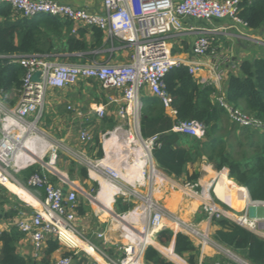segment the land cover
<instances>
[{"label":"built area","instance_id":"2783aa9c","mask_svg":"<svg viewBox=\"0 0 264 264\" xmlns=\"http://www.w3.org/2000/svg\"><path fill=\"white\" fill-rule=\"evenodd\" d=\"M240 1L104 0L105 12L96 13L57 0H0V4L11 5L19 16L33 17L45 14L79 22L89 27L96 26L107 34L111 44L107 50L110 55L115 53L117 43H122L121 47H129L132 50L128 61L117 62L98 59L87 62L62 61L43 53L27 56L0 54V58L17 57L27 69L23 77L21 95L15 105H10L0 93V171L8 178H10L8 168L12 163L20 172L37 162L31 150L41 151L42 148L34 142L26 147L25 143L37 137L32 133L38 128L37 124L43 115L49 87L63 89L77 84L82 79H94L104 90H117L120 92V98L111 94L106 104L94 103L90 110L102 118L107 114V104L119 103L116 110L118 123L126 119L133 123L135 129L133 132L123 131L131 140L129 149L125 152H129L128 162L133 161V168L127 167L124 155L121 153L124 149L120 144L113 143L109 148L106 147V140L112 136V133L123 130L121 123L112 130L100 132L104 152L102 156H97L96 151L95 155H91L85 149L75 147L64 139L55 140L51 145V151L49 150L50 155L40 171L30 175L27 185L20 184L30 192L35 187L44 189L45 192V198L39 203L38 208L29 211L21 207L16 215V228L30 238L36 252L41 250L43 243L49 238L58 239L74 248L79 245L73 239L76 237L79 241H83L86 247L92 249L98 258L88 249L83 248L82 259L77 260L75 255L80 252H75L63 255L53 264H145V249L152 244V238L160 230L170 228L174 234L182 233L197 241L202 248L205 246L215 248L220 255L215 264H254L248 258L218 242L207 229L185 219L179 213L170 211L155 197V185L162 180V175L155 166L153 149L155 145L160 144V138L159 134L145 138L140 131L142 97L146 95L147 90L162 101L172 117L173 115L176 117L177 111L172 105L165 76L173 66L180 65H186L194 76L199 75L202 69L208 71L206 76H198L199 83L212 85L215 88V100L227 110L231 121L239 126L264 130V120L227 101L224 81L227 78L228 57L214 41L211 31L200 29L201 33L192 44V56L189 58L175 56L169 43L171 35L184 29L185 18L211 21L215 18L230 17L235 23L247 27L237 14ZM76 29L73 28V32H76ZM36 70L41 71L39 82L33 81V73ZM68 108L71 109L72 106L69 105ZM30 117H34V120L30 121ZM173 130L198 139H203L206 134L205 124L196 119L179 121ZM123 135L122 133V138ZM79 140L85 144L94 143L95 135L87 128H81ZM61 153L84 165L90 173L93 172L94 176L104 179L116 189V196L123 197L125 202L135 203L134 208L129 210L128 214H123V217L129 216L132 224L140 223L141 229L136 230L128 224L124 226L127 241L120 246L122 252L120 259L111 257L107 251L82 235L75 227L76 190L65 191L61 185L54 184L47 173L48 166H55ZM136 159H145L147 165L142 167L140 172L135 168ZM188 184L192 187L197 185ZM210 188L202 190L205 197L203 208L207 216L210 218L230 216L249 229L261 231L264 218L251 217L246 212L230 214L223 211L212 198ZM206 191L208 197L205 195ZM24 202L31 206L29 202ZM257 202L264 204V200ZM97 236L103 239L106 237L103 232L97 233Z\"/></svg>","mask_w":264,"mask_h":264},{"label":"trees","instance_id":"16d2710c","mask_svg":"<svg viewBox=\"0 0 264 264\" xmlns=\"http://www.w3.org/2000/svg\"><path fill=\"white\" fill-rule=\"evenodd\" d=\"M237 14L248 28L257 30L264 27V0H241ZM72 28L70 20L45 14L23 17L19 16L11 5L2 3L0 4V54L27 56L43 53L57 56L59 59L82 62L97 59L101 54L100 50L108 45L104 39V31L96 26L79 27L76 32H72ZM26 71V67L17 57L0 58V93L10 105H15L19 100ZM165 81L172 97V105L177 111L176 117L166 112L164 104L158 97L147 94L142 97L140 115L142 136L147 138L159 134L160 144L155 145L153 149L157 166L169 175L180 177L186 163L205 156L215 169L221 170L227 167L229 178L245 186L253 200H264V130L243 127L231 122L227 110L211 100L215 88L212 85L199 83L198 78L189 72L186 65L173 66L166 74ZM224 91L231 105L264 120V56L242 61L239 73L229 74ZM12 93L18 94L17 100H11ZM106 101L107 96H104L103 102ZM193 119L205 124L206 134L203 139L195 137L192 142L187 140L190 146L184 147L180 142L183 141V136L187 135L188 138L190 135H182L174 131L173 127L179 121ZM100 120L109 129H113L118 124L114 115L105 114ZM232 139L236 142L232 143ZM92 149L97 152V156L104 154L100 135L95 137ZM63 154L59 155L56 165L61 159L68 160V173L71 178L74 179L76 173L84 179L89 177L88 169L84 165ZM40 169L41 166L36 163L27 166L20 170L18 178L23 185H27L30 175ZM199 176L200 172L189 174L188 183L197 184ZM51 180L53 182L52 178ZM195 187L196 190L202 189L199 185ZM96 188L98 189V184L95 182L93 190ZM9 193V189L0 185V202H4L5 198L10 196ZM20 200L18 198L17 204L19 202L20 205L26 204ZM19 206L4 210L0 216L15 217L21 208ZM134 206V202H125L121 196L116 198L118 213H125ZM75 211L77 214H82L83 206L76 205ZM211 220L217 225L213 237L218 242L248 258L254 264H264L263 236L228 217L213 216ZM23 235L16 228L0 230V264H36L33 259L17 252V242ZM174 235V251L180 255L191 252L189 262L196 264L195 256L198 248L187 235L174 234L170 228L162 229L157 233L159 241L166 245L171 242ZM48 242L43 264H50L48 256L60 246L58 239H49ZM68 254L70 253L66 255ZM144 260L145 264H176L152 244L146 247Z\"/></svg>","mask_w":264,"mask_h":264},{"label":"crops","instance_id":"0c3cea01","mask_svg":"<svg viewBox=\"0 0 264 264\" xmlns=\"http://www.w3.org/2000/svg\"><path fill=\"white\" fill-rule=\"evenodd\" d=\"M57 1L71 4L77 7H84L96 13L105 12L104 0ZM71 22L73 28L85 27V25L79 22ZM191 27H193L194 29H191ZM73 28L71 30L72 32ZM200 29H207L208 31H211L214 36V41L218 45L220 44V39V41L224 40V46H222L221 44L219 45L222 53L227 55L228 57V61L226 63L227 78L224 81V87L229 74L239 73L240 64L242 63V61H244L245 59L264 56V27L257 30L251 29L235 23L230 17L215 18L211 21H207L204 19L185 18L184 29L177 33H174L169 37V43L172 47V53L175 56L181 58L191 57L192 44L198 34L201 33ZM104 39L108 45L107 47L100 50V56H104L109 53L107 50L111 46L105 32ZM121 46H119L117 43L116 51L114 54L109 56V58L107 59L108 61L117 62L128 61L130 59V53L124 52L125 48ZM55 59L64 61V59H59L57 58V56H55ZM207 74L208 71L206 69H202L199 72L200 76H206ZM199 75H195V77L198 78ZM93 82H96V80L82 79L77 84L69 86L67 88L56 89L54 87H49L48 89L46 97V109L49 112L50 117L56 122L57 129L62 132L64 131V139L69 143H71V141L74 139L75 129L73 128V125L76 121H78V126L80 129L86 128L83 126V124L87 123V125L89 126V130H91V128L97 130L98 133L95 134V137L99 136L100 132L109 129L102 124L100 117L93 113L92 110H90V107L94 103L106 104L107 101L103 102L104 96H107L108 99V96L112 94L117 95L120 98V92L117 90H104L101 86L95 88L93 87ZM54 91H56L57 94H54ZM49 94L51 95L49 96ZM146 94L152 95L148 90L146 91ZM11 95V100L18 99V94L12 93ZM215 99L216 91H214L211 95V100L216 102ZM69 105L72 106L71 109L68 108ZM117 106H119V103L107 104V115H114V117L117 119ZM166 112L169 114L168 110H166ZM173 117L175 116L173 115ZM103 128H105V130ZM95 130H93V132ZM186 136H183V141L180 142V145L189 147V142H192L196 138L193 136H189L187 138ZM187 140H189V142H187ZM78 144L80 145L78 146L79 148L85 149L88 153V150H93V143H90L88 145L79 140ZM39 147L45 149V145ZM42 152L44 151L31 150V154L36 158V164L39 166H42L46 161L44 160L45 155H43ZM92 153L95 155V150ZM68 167V160L61 159L59 161V164L55 166H48L47 173L50 180L52 178L53 183L56 185H61L65 191L70 189L76 190L77 205H82L84 212L82 214L76 213L77 217L76 221H74L75 227L80 229V233L82 235L93 240L97 245H99L113 257L120 259L122 256L120 246L123 242L127 241L125 238V232L123 230L124 226L128 224L136 230H139L141 229V225L134 223L132 224L129 221V216H119L120 213H118L116 210V198L118 196H116L115 193L113 195V202L111 206L108 207L106 205L105 199L100 196V190L103 185L102 183L105 182L104 179L92 175V173H90L89 171V177L87 179L79 177L77 173L75 174L73 179L68 173ZM157 167L161 171L162 180L158 181L155 185V197H157L170 211L179 213L181 216L188 220H195L201 228L207 229L212 236L214 231L217 229V225L213 223L211 218L207 216V214L203 211V203L205 201V197L203 196V194H201L200 197L196 196L194 194L196 191L194 188L195 186L192 187L188 184L187 181L188 175L193 172H200V176L196 182L197 185H199L202 190L211 187L210 189L212 198L217 202V204L223 211H226L230 214H241L246 212L251 217L264 218V204L257 202V200H253L249 194L248 189L245 186L240 185L232 178H229V169L227 167H224L221 170H217L214 168L213 164L207 161L205 156L197 158V160L194 162L186 163L183 168L182 176L180 177L169 175L161 167ZM224 169L227 170L228 177H226V175L224 174ZM230 180H233L235 186L230 184ZM95 182L98 184V189H100L97 196L94 198V200H97V203H95L92 199V196L95 195L96 191L98 190L97 188L96 190H93V183ZM13 188V190H16L21 198L28 199V197H26L23 192L16 189L15 186ZM31 194L36 199L37 203H40L45 198L44 189H39L36 187L32 188ZM16 204L17 200L12 196H8L7 198H5L4 202H0V213L4 210H9L12 206L16 207L20 205V203H18L17 205ZM19 207L25 208L29 211L33 208H38L34 204H31V206L25 204L20 205ZM106 207H108L107 210ZM118 216L121 217L120 221L118 220ZM228 217L234 220L232 217ZM16 218V216L8 218L0 216V230H10L12 228H16ZM260 230V232L256 230L253 231L264 237V224L261 226ZM99 232H103L105 234V239L99 238L97 236V233ZM156 237L157 234L154 236V238H152L154 241L152 245L155 246L159 251H161V246L172 247V249H174L175 235L167 246L166 244L156 241ZM49 239L56 240L54 238ZM49 239H47L43 243L41 250L39 252H36L33 248L30 238L24 234L23 237L17 242V252L25 257L33 259L36 264H43L42 261L47 255L46 252L49 246ZM73 239L75 240L76 244H79L74 248L58 240L60 246L57 247L48 256L50 264H53L56 260L67 253L74 254L75 252H80L79 254L75 255V257L77 260L82 259L81 252L83 251V248L86 247L83 244V241L81 242L75 237H73ZM193 242L198 248L195 256L196 264H210L211 262L215 263V261L220 258V255L217 253L215 248L210 246H205L202 248L197 241L193 240ZM88 250L92 253V255H94V251L92 249ZM161 252L176 264H191L189 262L191 252H186L180 255L173 250V252L178 256L177 258L170 257L163 251Z\"/></svg>","mask_w":264,"mask_h":264},{"label":"rangeland","instance_id":"374dc122","mask_svg":"<svg viewBox=\"0 0 264 264\" xmlns=\"http://www.w3.org/2000/svg\"><path fill=\"white\" fill-rule=\"evenodd\" d=\"M221 40V39H220ZM219 40V43L222 45V46H224V40L223 41H220ZM121 44L122 43H118V45L119 46H121ZM219 44V45H220ZM124 52H129V53H131L132 52V50H131V48H129V47H127V48H125V51ZM109 56H110V53H107L106 55H104V56H99L98 57V60H100V61H106L108 58H109ZM93 84V87H100V85H99V83H96V82H93L92 83ZM54 94H57V92L56 91H54ZM51 94H49V96H50ZM48 96V97H49ZM46 107H47V104H46V106H45V109H44V111H43V114H45L44 115V117L42 118V120H41V122H39L38 124H37V129L35 130V132H33L32 134H34V135H37V137H36V141H35V144L36 145H38V146H43V145H45V148L47 147V145H49L48 146V148H47V150L45 149H42L41 151H44V152H42L43 153V155H46L45 157H47L46 159H48V157H49V155H50V151H51V145L53 144V143H55V140L56 139H64V131L62 132V131H60V130H58L57 129V127H56V122L54 121V119H52L51 117H50V115H49V112L47 111V109H46ZM85 109V108H84ZM46 113H47V115H46ZM29 120L30 121H33L34 120V117H30L29 118ZM133 120V119H132ZM229 120H230V117H229ZM231 121V120H230ZM232 122V121H231ZM123 124V130H122V132L124 131L125 133H126V131L127 132H133L135 129H134V127H133V123H130L128 120H122L121 122L119 121V123L118 124ZM83 126L84 127H86V128H88V130H89V126L87 125V123H85V124H83ZM73 128L75 129L74 130V139L71 141V144L73 145V146H75V147H78V146H80L78 143H79V133H80V128H79V126H78V121H76L75 123H74V125H73ZM114 129V128H113ZM93 130H95V129H93V128H91V130H89L91 133H94V135L95 134H97L98 133V131L97 130H95L94 132H93ZM112 130V129H111ZM123 132V136H125L126 134ZM65 140V139H64ZM236 142V140H234V139H232V143H235ZM89 145V144H88ZM50 150V151H49ZM46 151H48V152H46ZM94 152V150H89V153L91 154V155H94L92 152ZM46 153V154H45ZM61 154H63V153H61ZM60 154V155H61ZM63 155H66V154H63ZM156 164V163H155ZM155 166H157V165H155ZM149 167V166H148ZM8 171H9V175H10V179L12 178V181H14V182H16L18 185H20L22 182L19 180V178H18V175H19V172H18V169H17V166L16 165H14L13 163L11 164V166L8 168ZM0 185H3V186H5L7 189H8V187L12 190V188L11 187H14V185L8 180V179H6L3 175H1L0 174ZM8 186V187H7ZM195 188V190H196V187H194ZM9 189V191H10V196L12 195L15 199H17L18 200V198L20 197V195L17 193V191L15 190L14 192H12L11 190ZM14 189V188H13ZM19 189V188H18ZM100 189H98L97 191H96V194L95 195H93L92 196V199H93V201L95 202V203H97V200H94V198L97 196V194H98V191H99ZM203 193V191H202V189L201 190H196L195 191V195L196 196H198V197H200L201 196V194ZM101 194V193H100ZM14 195H16L17 197H15ZM21 198V197H20ZM19 198V199H20ZM22 200H23V198H21ZM22 200H20L21 202H23ZM25 200V199H24ZM20 203V202H19ZM133 209V208H132ZM132 209H130V210H132ZM129 211V210H128ZM128 211H126L125 213H127L128 214ZM203 211H204V213H206L205 212V210H204V208H203ZM125 213H120V215L119 216H123V214H125ZM118 216V219H120V217ZM120 221V220H119ZM195 220H193V222H194ZM195 223H196V221H195ZM140 224V223H139ZM78 230H80L79 228H78ZM156 241H159V239H158V237H156ZM160 242V241H159ZM167 246V245H166ZM165 253V252H164ZM109 254V253H108ZM166 254V253H165ZM111 257H113L111 254H109ZM167 255V254H166ZM169 256V255H168ZM113 258H115V257H113ZM116 260H117V258H115ZM217 261V260H216ZM215 261V262H216ZM210 264H215L214 262H211Z\"/></svg>","mask_w":264,"mask_h":264},{"label":"bare ground","instance_id":"6f19581e","mask_svg":"<svg viewBox=\"0 0 264 264\" xmlns=\"http://www.w3.org/2000/svg\"><path fill=\"white\" fill-rule=\"evenodd\" d=\"M123 132L122 131H117V132H113L112 133V136L109 138V139H107L106 140V147L108 148V147H110V145H112L113 143H117V144H120L121 145V148L122 149H124L123 151L121 150V153H123V155H124V160H125V162H126V165H127V167H132L133 168V161H131V163H129L128 162V155H127V153H129V152H125L126 150H128L129 149V143H130V141L131 140H129V138L127 137V134L125 135V136H123V138H122V136H121V134H122ZM35 141H36V137L34 138V139H30V141H27L26 143H25V146L27 147V146H29L30 145V143L31 142H34L35 143ZM37 144V143H36ZM48 146L49 145H47V147L45 148V149H47L48 148ZM44 149V150H45ZM34 154V153H33ZM126 155V156H125ZM33 158H35V157H33ZM145 159H136V164H135V168L137 169V171L138 172H140V169L142 168V167H145V166H147L146 165V162L144 161ZM224 174L226 175V177H228L227 176V170H225L224 169ZM0 174L1 175H3L6 179H8L14 186H15V188L16 189H18L19 191H21V192H23L24 194H25V196L26 197H28V199H23L24 201H27V202H29V203H31V204H34V205H36L37 207H39V203H37V201H36V199L33 197V195L31 194V192L30 191H28L26 188H24V187H22V186H20V185H18L16 182H14V181H12L10 178H8L6 175H4V174H2L1 173V171H0ZM92 175H93V172H92ZM106 182V181H105ZM105 182H103L102 184V188H101V190H100V196L102 197V198H104L105 199V202H106V205L108 206V207H110L111 206V204H112V202H113V195H114V193H115V188L114 187H112V186H110L109 184H107V182L105 183ZM230 184L231 185H233V186H235V183L233 182V180H230ZM8 187V186H7ZM8 189H10L9 187H8ZM11 190V189H10ZM13 190V189H12ZM11 190V191H12ZM12 192H14V191H12ZM182 193V192H181ZM207 197L209 196V194H208V192L206 191V194H205ZM104 202V203H105ZM104 203H103V205H104ZM174 206V205H173ZM103 207V206H102ZM108 207H106V210H107V208ZM175 208V207H174ZM110 210V209H109ZM107 213V212H106ZM105 215V214H104ZM120 219H121V217H120ZM120 219H118V220H120ZM186 219V218H185ZM127 220V219H126ZM125 220V221H126ZM123 221V220H122ZM128 221V220H127ZM120 224V223H119ZM73 237V236H72ZM76 238V237H75ZM151 239V238H150ZM151 241H153V240H151ZM82 242V241H81ZM152 244L154 243V241L153 242H151ZM84 244V243H83ZM85 245V244H84ZM86 247V246H85ZM86 248H88V247H86ZM88 249H90V248H88ZM160 249H161V251H163V252H165L167 255H169L170 257H175V258H177L178 256L173 252V250L174 249H172V247H160ZM94 257H96V258H98V256L96 255V253H94ZM176 261V260H175ZM179 261V260H178Z\"/></svg>","mask_w":264,"mask_h":264},{"label":"water","instance_id":"95a60500","mask_svg":"<svg viewBox=\"0 0 264 264\" xmlns=\"http://www.w3.org/2000/svg\"><path fill=\"white\" fill-rule=\"evenodd\" d=\"M40 75H41V71L40 70H36L33 73V81H35V82L41 81Z\"/></svg>","mask_w":264,"mask_h":264},{"label":"clouds","instance_id":"9594fccd","mask_svg":"<svg viewBox=\"0 0 264 264\" xmlns=\"http://www.w3.org/2000/svg\"><path fill=\"white\" fill-rule=\"evenodd\" d=\"M252 230V229H251Z\"/></svg>","mask_w":264,"mask_h":264}]
</instances>
